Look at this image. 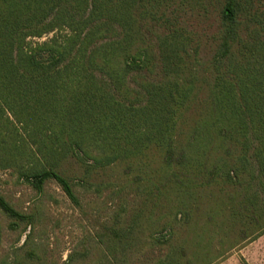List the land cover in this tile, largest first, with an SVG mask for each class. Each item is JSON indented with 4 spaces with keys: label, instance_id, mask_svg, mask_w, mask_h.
<instances>
[{
    "label": "trees",
    "instance_id": "obj_1",
    "mask_svg": "<svg viewBox=\"0 0 264 264\" xmlns=\"http://www.w3.org/2000/svg\"><path fill=\"white\" fill-rule=\"evenodd\" d=\"M0 162L101 198L104 264L264 228V0H0Z\"/></svg>",
    "mask_w": 264,
    "mask_h": 264
},
{
    "label": "rangeland",
    "instance_id": "obj_2",
    "mask_svg": "<svg viewBox=\"0 0 264 264\" xmlns=\"http://www.w3.org/2000/svg\"><path fill=\"white\" fill-rule=\"evenodd\" d=\"M56 32L32 38L45 42ZM61 35L67 31H58ZM23 171L0 162V194L17 210L32 216L33 224L14 222L0 208V264H104L101 230L97 220L109 211L95 195H86L77 207L52 180L38 190L26 180ZM203 233H182L180 238L188 264H264V228L240 232L217 211L213 223L194 217ZM158 247V246H156ZM155 255H159L158 250ZM147 257L153 259V254ZM139 256H128L123 264H141ZM71 260V261H70ZM149 261H145L147 264Z\"/></svg>",
    "mask_w": 264,
    "mask_h": 264
}]
</instances>
